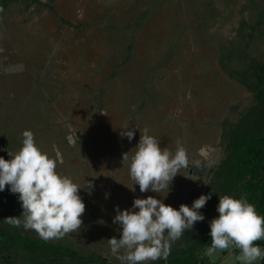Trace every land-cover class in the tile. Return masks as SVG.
<instances>
[{
    "label": "rangeland",
    "instance_id": "obj_1",
    "mask_svg": "<svg viewBox=\"0 0 264 264\" xmlns=\"http://www.w3.org/2000/svg\"><path fill=\"white\" fill-rule=\"evenodd\" d=\"M0 8V157L12 159L31 130L49 156L61 154L58 171L78 183L86 205L77 232L47 242L121 264L107 241L122 235L117 206L132 210L135 199L153 196L179 210L210 195L196 222L210 224L220 196L239 199L218 176L223 132L258 102L232 76L264 62V25L256 26L264 0H0ZM226 48L246 51V60L223 66ZM127 128L132 140L122 135ZM145 128L161 148L175 152L179 141L187 149L189 165L169 191L141 192L123 163ZM5 189L20 217L19 194ZM206 250V264H241L232 252ZM9 254L28 264L23 252L0 246L1 264Z\"/></svg>",
    "mask_w": 264,
    "mask_h": 264
},
{
    "label": "clouds",
    "instance_id": "obj_2",
    "mask_svg": "<svg viewBox=\"0 0 264 264\" xmlns=\"http://www.w3.org/2000/svg\"><path fill=\"white\" fill-rule=\"evenodd\" d=\"M22 135L19 151L8 152L12 159L0 157V191L10 186L12 193L19 194L23 208L20 217L10 216L4 221L17 228L22 225L45 241L77 232L86 211L79 195L80 186L58 171V164L63 163L59 152L54 157L49 156L37 144L31 130H25ZM122 135L132 140L135 131L127 128ZM124 162H129L130 177L141 192L162 193L169 191L180 170L188 167L189 157L179 141L175 152L161 148L160 140L149 135L145 128L135 153L123 154ZM210 198V195H201L191 207L181 204L179 210L153 196L135 199L132 210L121 211L117 206L113 222L122 226V235L119 239L107 240L112 255L121 264L166 260L172 244L185 230L205 219L199 210ZM217 211L218 218L210 222L211 246L205 254L212 257L218 251L235 248L240 251L236 260L241 264H254L264 259V249L257 244L264 240V215L258 213L256 206L246 197L237 199L224 195L220 196Z\"/></svg>",
    "mask_w": 264,
    "mask_h": 264
},
{
    "label": "trees",
    "instance_id": "obj_3",
    "mask_svg": "<svg viewBox=\"0 0 264 264\" xmlns=\"http://www.w3.org/2000/svg\"><path fill=\"white\" fill-rule=\"evenodd\" d=\"M263 25L264 13L260 15L256 26ZM246 58V51L229 52L226 48L220 61L226 66L230 65L232 60L240 63ZM127 59L129 60V57ZM247 65L249 66L246 69L238 70L232 77L250 90L258 92V102L237 124L225 127L223 137L227 156L218 176L238 198L246 197L256 206L258 213L264 215V62L253 60ZM0 204L5 207L6 218L14 217L13 205L6 189L0 191ZM210 232V224H194L192 229L185 230L179 241L172 244L167 260L162 259L151 264H206L200 253L211 246ZM257 244L264 248V240L258 241ZM0 246L9 252H23V259L28 264H61L66 258L69 259L68 264H108L99 256L85 257L71 248L35 239L21 227H13L7 223L0 224ZM231 252L235 256L240 254L235 248L225 250L222 254L227 256ZM3 258H6L5 264H13L10 254Z\"/></svg>",
    "mask_w": 264,
    "mask_h": 264
}]
</instances>
